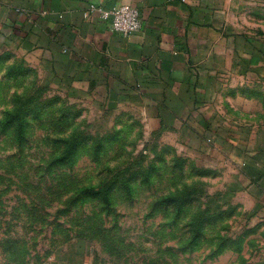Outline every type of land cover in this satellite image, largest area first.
Segmentation results:
<instances>
[{"label":"rangeland","instance_id":"1","mask_svg":"<svg viewBox=\"0 0 264 264\" xmlns=\"http://www.w3.org/2000/svg\"><path fill=\"white\" fill-rule=\"evenodd\" d=\"M183 142L1 47L0 264H264V194Z\"/></svg>","mask_w":264,"mask_h":264},{"label":"crops","instance_id":"2","mask_svg":"<svg viewBox=\"0 0 264 264\" xmlns=\"http://www.w3.org/2000/svg\"><path fill=\"white\" fill-rule=\"evenodd\" d=\"M130 4L142 29L112 32L91 5ZM264 0H0V48L22 49L90 98L154 132L215 147L264 194ZM256 81L262 84H255ZM182 144V142H179Z\"/></svg>","mask_w":264,"mask_h":264},{"label":"built area","instance_id":"3","mask_svg":"<svg viewBox=\"0 0 264 264\" xmlns=\"http://www.w3.org/2000/svg\"><path fill=\"white\" fill-rule=\"evenodd\" d=\"M92 13H98L100 19L110 25L112 32L129 36L142 29L139 11L130 4L119 5L111 9L91 5L85 15L88 17Z\"/></svg>","mask_w":264,"mask_h":264}]
</instances>
